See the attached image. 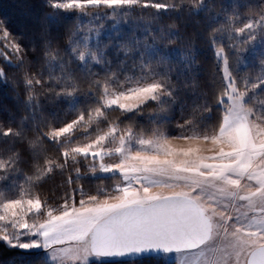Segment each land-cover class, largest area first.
Segmentation results:
<instances>
[{
  "label": "trees",
  "instance_id": "obj_1",
  "mask_svg": "<svg viewBox=\"0 0 264 264\" xmlns=\"http://www.w3.org/2000/svg\"><path fill=\"white\" fill-rule=\"evenodd\" d=\"M258 2L149 0L153 6L145 7V0H60L69 4L61 7L53 0H0V25L9 30L4 36L0 28V70L5 73L0 75V128L13 127L18 133L0 135V161L5 162L0 168L2 183L17 181L14 189L22 188L29 196L39 194L54 211L67 203L70 190L85 178L75 177L72 165L63 162L62 169L42 176L47 167L45 153L53 154L56 148L51 141L45 149L29 141L49 122L58 125L77 108L87 112L102 104L99 98L105 85L115 89L159 80L164 98L160 104L149 100L132 112L103 108V116L87 125L81 122L83 131L62 138L61 144L92 136L110 125L130 126L146 134L156 129L168 134H213L224 106L215 99L222 81L208 33L228 20L225 13L239 24L247 6ZM216 39L226 47L230 43L227 31H218ZM263 52L264 38H258L245 54L249 61L240 67L251 69L250 81L258 75ZM81 53L84 60L79 59ZM27 79L33 81L31 86ZM93 80L99 83L89 88ZM73 81L80 85L75 96L56 94ZM255 93L264 100V85ZM38 253L0 240V264H33ZM159 255L106 258L93 264H145L150 259L169 264Z\"/></svg>",
  "mask_w": 264,
  "mask_h": 264
},
{
  "label": "snow or ice",
  "instance_id": "obj_2",
  "mask_svg": "<svg viewBox=\"0 0 264 264\" xmlns=\"http://www.w3.org/2000/svg\"><path fill=\"white\" fill-rule=\"evenodd\" d=\"M105 2L111 3V0ZM53 3L60 4V0H53ZM60 6L68 7L69 4ZM151 6L153 5L149 0H145V7ZM225 16L232 23L229 24L228 20L220 21L208 33L216 71L222 81L215 99L224 106V112L218 115L217 126L211 136H205L203 140L188 137L182 146L177 144L175 137L168 138L163 131L158 136L141 138L138 141L141 145H153L155 152L152 154L132 153L124 147L125 139L121 137V146L117 149L121 160L117 163H106L104 159L107 153L103 144L108 135L116 131L111 125L107 131L96 135L87 143H60L62 138L72 135L81 122L87 125L97 117L103 116L105 107L115 105L123 111H130L148 99H158L156 92L163 85L159 80H153L127 90V94H110L105 85L103 95L99 98L102 104L87 112L77 108L70 118L61 120L58 125L49 122L46 128L36 133L35 139L29 141L30 145H38L40 149H45L51 141L56 148L53 154L45 153L44 163L47 167L41 171L42 176L45 173H53L56 168L62 169L63 164L60 162L66 164L76 161L78 156H91L93 160L99 161L98 169H91L93 175L97 171H119L125 179L142 180L147 184L162 182L157 177L185 181V188L171 192L164 200L132 210L147 217L163 218L164 226L160 232L124 235L116 232L111 224L93 226L86 222L82 214L115 205H92L79 201L77 207L73 192L71 207L66 203L60 212H49L47 219L38 226L31 225L24 213L44 208V201L39 194L22 195L0 203V240L13 248L41 249L33 264H47L48 260L66 264L67 259H70L72 264H76L77 260L81 261V264H93L91 258L123 256L131 251L139 253L148 252L150 249L153 252L157 249L165 252L172 249L178 252L185 250L178 259V264H264V163H257L264 162V125L250 122L251 109L245 103L247 88L255 89L264 85V57L259 61L260 67L255 80L248 79L251 75L250 68L240 67L242 63H246L244 57L249 47L253 46L258 38H264V0H259L254 5L249 4L243 13L245 18L239 24L235 23V17L228 13H225ZM0 28H3L4 36L9 35L6 26L0 25ZM218 31L222 34L227 31L230 42L227 47L217 41ZM233 33L236 34L235 37ZM11 46L17 49L20 47L17 44ZM79 59L84 60L83 53ZM93 59H96L95 53ZM3 74L5 73L0 70V75ZM26 83L31 86L33 81L27 79ZM94 83L99 81L93 80L89 88ZM241 83L245 90L241 89ZM79 89L80 85L73 81L71 86L65 84L56 94L75 96ZM48 91L56 90L49 88ZM238 128L247 129L248 135L244 141L235 136ZM128 131L131 132L130 126ZM0 135L9 137L18 133L13 127H3L0 128ZM204 141L214 144L230 143V154H225L223 148L216 154L218 160L227 159L229 163L220 167L208 165L207 158L200 151V145ZM176 151L186 155L195 154L196 163L189 164L187 160L175 161L173 153ZM49 155H54L55 158L49 159ZM132 156H142L143 167L138 170V174L130 177L125 169V162ZM4 167L5 162L0 161V168ZM74 171L79 175L78 168ZM217 180L223 183L217 184ZM128 190L124 189L125 192ZM7 221H11L13 228L17 230L15 236L3 227ZM113 222L120 221L114 217ZM20 230H25L31 238L22 240ZM78 240L84 241L82 246H76L75 242ZM145 264H155V261L150 259Z\"/></svg>",
  "mask_w": 264,
  "mask_h": 264
},
{
  "label": "rangeland",
  "instance_id": "obj_3",
  "mask_svg": "<svg viewBox=\"0 0 264 264\" xmlns=\"http://www.w3.org/2000/svg\"><path fill=\"white\" fill-rule=\"evenodd\" d=\"M0 53H2L1 50H0ZM245 57H244L245 62H248L249 60L246 59ZM244 64L245 63H242L241 65H244ZM141 85H144V84H127L125 86H121L120 88H115V89L108 87V90L110 94H116L120 92H125L127 94V90L134 89ZM257 88L255 89L247 88L245 103H246V106L249 109H251L249 113L250 122L256 125H264V106H263L264 100L256 96L255 92ZM242 90H245L244 85H243ZM103 92H104V89L102 91V95H103ZM156 96L158 97V99H148L144 103L148 102L149 100H152L155 103L160 104L164 98V94H162L160 89L156 92ZM144 103L126 112H132L135 109H137L139 106L143 105ZM112 107H116V106L113 105ZM112 107H105L104 109L106 110ZM236 122L238 123L239 121H236ZM112 127H115L116 131L109 134L106 141L103 144V148L106 150V153H107L104 157L106 163L120 162L121 156H120V152L117 151V149L121 146V137H124L125 139L124 147L130 150L132 153L141 152L144 154H152L153 152H155V149L152 144L141 145L138 141L141 138L148 139L149 137H153L154 135L158 136L161 131L156 129L146 134L143 131H135L132 129H131V132H129L128 128H125L124 126L119 127L117 125H112ZM76 130L83 131V129H81L79 126L75 128L74 132ZM104 131H107V129ZM102 132L96 133L86 138L78 139L76 141L87 143L89 140L94 139L96 135ZM165 134L167 135L168 138L175 137L177 139V144L181 146L186 142V138L188 137H192L193 139H197V140H203L205 136L212 135V134L210 135H198V134L184 135L180 133H175V134L165 133ZM247 135H248V132H247V129L245 128H238L235 133L236 138L240 141H244L247 138ZM70 136H65V137L71 138ZM221 148H223V151L225 154L231 153L230 143H227V142L224 144H214V143H211L210 141H204L200 145V151L207 158L208 165L220 167L222 164L229 163L227 159L218 160L216 158V154L220 152ZM173 159L177 162H180L181 160H187L189 164L196 163L195 154L189 153L188 155H186L184 152H181V151L174 152ZM142 160H143L142 156L141 157L132 156V157H129V159L125 162V169L127 171V174L130 177L135 176L136 174H138V170L142 169L143 167ZM69 163L72 165L71 170L74 171V169H77V168L80 170L79 175L75 171L73 172L75 177L85 178L84 180H81L80 178V180L77 181L76 186L70 190V194H69V198L67 202V204L70 207L72 206L73 192H75V196L77 199V205H76L77 207L79 206V201H84L86 204H92V205H96L99 203L115 205V207H105L99 211L93 209L92 211L88 213L82 214L85 217L86 222L93 224V226L100 219H102L103 217L111 213L112 211L126 204L147 203L160 196L169 195L171 192L175 190H179V189L186 187L185 181L179 180V179H170L168 177H157V179L161 180L162 182L147 184L143 182L142 180L125 179V176L122 175L119 171H116V172L97 171L96 174L93 175L91 169L92 168L98 169L99 161L93 160L91 156H89L88 158H83V157L78 156L76 161H69L66 164H69ZM257 163L260 164L264 162L257 161ZM1 180L2 179H0V203H3L8 199L20 197L22 195L29 196V194H27L26 192H23L22 188H18V190L13 188V186L15 187L18 186L17 181L15 180L8 181L7 179H5L4 183H2ZM216 183L222 184L223 182L221 180H217ZM67 184L68 186L71 185L69 181L67 182ZM81 188L83 189V195H81ZM125 188H128L129 190L125 192L124 191ZM145 189H147V191H145ZM30 196H33V195H30ZM65 204H63L59 208L58 211H54L55 210L54 207L45 205L44 203V208L42 210L25 211L24 214H25L27 221L31 225L38 226L47 219L49 212H60L61 210H63V207ZM3 227L8 230L9 234L15 236L17 230L13 228L11 221L4 222ZM76 230L80 231V229H76ZM20 232H21L20 238L22 240H27L31 238L30 234L27 233L25 230H20ZM85 235H87V233H85ZM83 243L84 241L82 240H78L75 242L76 246L78 247L82 246ZM22 250L32 251V252H39V251L41 252V249L39 248H34L31 250H25V249H22ZM184 251L163 253L159 255L158 258L162 259L164 262L169 263V264H178V259L184 253ZM91 259L93 260V262H102L106 260L105 257H101L99 259H95V258H91ZM48 263L57 264V261L48 260ZM66 264H72V261L70 259H67ZM76 264H81V261L77 260Z\"/></svg>",
  "mask_w": 264,
  "mask_h": 264
},
{
  "label": "water",
  "instance_id": "obj_4",
  "mask_svg": "<svg viewBox=\"0 0 264 264\" xmlns=\"http://www.w3.org/2000/svg\"><path fill=\"white\" fill-rule=\"evenodd\" d=\"M168 195L160 196L154 200H151L147 203H130L126 204L102 219H100L95 224H111L114 230L120 234L124 235H131L135 233H142V234H151L160 232L164 226L163 218H156V217H147L141 214H136L132 210L136 209L139 206L148 207L149 205L156 204L162 200H164ZM118 218L119 223H114L113 219ZM94 224V225H95ZM177 250L172 249L168 252H165L161 249H157L156 251H152L151 249L148 252H136L131 251L130 253L123 255V256H104L105 258H127V257H137L142 255H149V254H163V253H170L176 252ZM180 251H184L181 249Z\"/></svg>",
  "mask_w": 264,
  "mask_h": 264
}]
</instances>
